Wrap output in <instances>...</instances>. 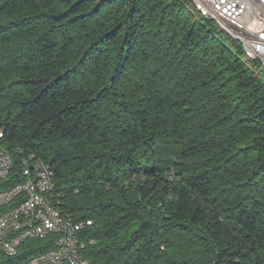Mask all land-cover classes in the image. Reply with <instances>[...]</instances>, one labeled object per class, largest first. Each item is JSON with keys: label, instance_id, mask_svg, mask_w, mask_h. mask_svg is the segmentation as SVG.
I'll use <instances>...</instances> for the list:
<instances>
[{"label": "trees", "instance_id": "trees-1", "mask_svg": "<svg viewBox=\"0 0 264 264\" xmlns=\"http://www.w3.org/2000/svg\"><path fill=\"white\" fill-rule=\"evenodd\" d=\"M241 45L193 0H0L3 186L48 165L90 264H264V73Z\"/></svg>", "mask_w": 264, "mask_h": 264}, {"label": "built area", "instance_id": "built-area-1", "mask_svg": "<svg viewBox=\"0 0 264 264\" xmlns=\"http://www.w3.org/2000/svg\"><path fill=\"white\" fill-rule=\"evenodd\" d=\"M199 1L206 6L207 12L221 16L224 27H229L232 34L243 38L247 47L260 58L264 70V0ZM2 136L0 129V138ZM29 157L36 162L37 182H27L26 168L22 165L19 183L4 187L10 173L18 172L14 156L0 145V253L13 257L29 238L61 234L66 239L65 249H58V242H55L53 249L33 255L21 264H56L53 253L64 255L66 264H90L80 253L86 243L77 235L85 223H76L53 203L54 172L35 155ZM31 185L40 186V199H33ZM38 200H49L51 210H40ZM22 212H30V219H22ZM31 218H39V228H31ZM5 234H12V248L3 247Z\"/></svg>", "mask_w": 264, "mask_h": 264}, {"label": "bare ground", "instance_id": "bare-ground-1", "mask_svg": "<svg viewBox=\"0 0 264 264\" xmlns=\"http://www.w3.org/2000/svg\"><path fill=\"white\" fill-rule=\"evenodd\" d=\"M193 1L202 15H204L207 18H211L215 20L227 33H229L231 36H233L238 41H240L246 56L250 60H256L257 62L260 63V58L257 57V54L254 53V50L252 48L247 47L246 42L243 41V38H239L238 36L232 34V31L231 29H229V27H224V20H222L221 16H218L217 14H210L209 12H207L206 6L200 3L199 0H193ZM21 164L25 165L27 182H37L36 162H33L31 157L28 158L25 157L21 162ZM10 183L18 184L19 182H15V183L10 182ZM31 194H33V199H40V186L31 185ZM38 208H40V210H51V203L49 202V200H38ZM22 219H30V212H22ZM31 228H39V218H31ZM56 236H57L55 238L56 241L55 240L54 241L58 242V249H65L66 247L65 236H62L61 234H56ZM38 238H45V237H38ZM3 247L12 248V234H5V236H3ZM15 254L16 253H14V255ZM53 261H55L56 264H66V257L61 253H53Z\"/></svg>", "mask_w": 264, "mask_h": 264}]
</instances>
